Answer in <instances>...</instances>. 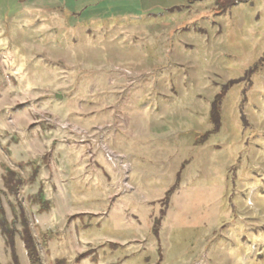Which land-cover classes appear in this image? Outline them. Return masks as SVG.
Returning <instances> with one entry per match:
<instances>
[{
  "label": "rangeland",
  "instance_id": "374dc122",
  "mask_svg": "<svg viewBox=\"0 0 264 264\" xmlns=\"http://www.w3.org/2000/svg\"><path fill=\"white\" fill-rule=\"evenodd\" d=\"M142 2L0 0L8 221L25 210L42 264H264V0ZM79 131L126 158L132 192Z\"/></svg>",
  "mask_w": 264,
  "mask_h": 264
},
{
  "label": "trees",
  "instance_id": "16d2710c",
  "mask_svg": "<svg viewBox=\"0 0 264 264\" xmlns=\"http://www.w3.org/2000/svg\"><path fill=\"white\" fill-rule=\"evenodd\" d=\"M228 1V0H227ZM190 3L188 5L184 6H178L171 9H166L164 12H162L161 15H179L186 11L189 8ZM226 90L225 87L223 91L218 94L216 97V101L214 102L212 106V114H211V122L213 126L215 127L214 130L209 132L210 134L218 133L220 127H221V111H222V103L224 101V98L226 97ZM185 165L182 166L181 171H184ZM182 175L181 172L177 176V182L176 186H179L181 183ZM4 181V191L0 188V232L2 233V236L5 237V242L8 246V249L10 250V254L12 257V263L13 264H20L18 252H17V242L16 239L19 238L21 243L23 244L24 250L26 252L27 258L29 260V264H42L41 259L37 250V246L35 243V239L33 238L30 224L28 217L25 214V210L21 206L18 208V213L15 211V221L14 223H10L8 221L6 210L3 206V198L6 200L10 198L17 199L18 192L21 186V181L16 178L15 172L12 170H8L6 174L3 177ZM175 189L172 190V192ZM168 194L167 201H169L170 195ZM17 225L20 226V230L17 229ZM57 264H64L63 261H58Z\"/></svg>",
  "mask_w": 264,
  "mask_h": 264
},
{
  "label": "built area",
  "instance_id": "2783aa9c",
  "mask_svg": "<svg viewBox=\"0 0 264 264\" xmlns=\"http://www.w3.org/2000/svg\"><path fill=\"white\" fill-rule=\"evenodd\" d=\"M75 132V131H74ZM79 139H81V143L88 148L89 156L93 159V154L90 152L93 148H97L98 152H101L107 162L111 167L116 168L119 171V175L121 176V184L123 187V193H130L133 191L131 185L129 184V173L131 170L130 165L127 163L126 158L122 155H117L112 152L106 145H104L102 139L100 138V133L95 135H91L84 131H79ZM94 144L95 146L91 147L90 145Z\"/></svg>",
  "mask_w": 264,
  "mask_h": 264
},
{
  "label": "crops",
  "instance_id": "0c3cea01",
  "mask_svg": "<svg viewBox=\"0 0 264 264\" xmlns=\"http://www.w3.org/2000/svg\"><path fill=\"white\" fill-rule=\"evenodd\" d=\"M186 1L187 0H143L142 3L147 4L149 10H151V9H156L160 6L166 9H171L180 6V4L181 5L186 4Z\"/></svg>",
  "mask_w": 264,
  "mask_h": 264
}]
</instances>
